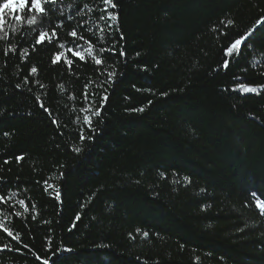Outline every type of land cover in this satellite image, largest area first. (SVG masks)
Instances as JSON below:
<instances>
[{
	"label": "trees",
	"instance_id": "1",
	"mask_svg": "<svg viewBox=\"0 0 264 264\" xmlns=\"http://www.w3.org/2000/svg\"><path fill=\"white\" fill-rule=\"evenodd\" d=\"M112 4L0 31V264H264V0Z\"/></svg>",
	"mask_w": 264,
	"mask_h": 264
},
{
	"label": "snow or ice",
	"instance_id": "2",
	"mask_svg": "<svg viewBox=\"0 0 264 264\" xmlns=\"http://www.w3.org/2000/svg\"><path fill=\"white\" fill-rule=\"evenodd\" d=\"M103 3L105 6H111V7H115L114 4H112V0H103ZM30 4V8L28 7V5ZM28 8L29 12H36L39 14H43L45 13L46 9L45 7L42 5V0H5V2L0 5V23L3 22V18H4V13L7 10L8 12H21L23 13L25 11V9ZM104 12H107V7H105ZM101 16H103V13H101ZM22 17L20 16H16L15 19L20 20ZM110 19H116L115 16H110ZM35 22V16H33L31 18V20L29 21V23H34ZM261 24V31H264V21L260 22ZM46 33H40L39 35V39H38V43H43L46 39ZM71 35L73 37L77 36V33L75 31L71 32ZM252 33H248L245 36H241L239 38H236L228 48L225 49V55L227 57H235V55L237 53L234 52V50L238 49V46H243L244 48L249 47V39L252 36ZM89 51H91V49L89 48ZM70 54L73 55L74 57L78 58L79 60L83 61L84 60V56L82 55V53L80 51H72L70 50ZM121 55L123 56L124 53L121 52ZM55 60L57 62H62L64 60V57H62L59 53L56 54ZM73 61L72 60H68L67 64L68 65H72ZM95 63L97 65L102 64L101 60H96ZM229 64V60L225 59L223 62V67L227 68ZM37 71L36 68H32L31 72L35 73ZM234 91H243V92H250V93H255L257 92V88L256 87H245L243 84L240 85L239 89H233ZM102 100L107 101V95L102 97ZM41 107H43V105H41ZM100 108L103 109L104 105L101 104ZM137 111H143L142 108L140 109H136ZM95 115L97 117H99L101 115V112L98 110ZM85 122L88 124V126L91 128V118L90 117H85ZM92 131L94 132L95 129L92 128ZM7 135V134H5ZM81 139H84V135L83 133H81L80 135ZM92 137H88V139H91ZM253 198H256V193L253 192L252 193ZM0 200H2V197H0ZM258 206L264 208V205H259L258 202ZM76 219H79V217H76ZM5 232H8L7 228L4 229ZM8 235L11 236L12 233L8 232ZM145 235H147V233H145ZM43 264H49V262L47 260H44ZM52 264H55V261L52 262Z\"/></svg>",
	"mask_w": 264,
	"mask_h": 264
},
{
	"label": "rangeland",
	"instance_id": "3",
	"mask_svg": "<svg viewBox=\"0 0 264 264\" xmlns=\"http://www.w3.org/2000/svg\"><path fill=\"white\" fill-rule=\"evenodd\" d=\"M0 5H1V3H0ZM9 16H10V15H9V12L6 10L5 13H4L3 22L0 23V31L5 30V28H6V24L8 23V20H9ZM259 205H262V204H259ZM259 208H260L262 211H264V208H262V207H260V206H259Z\"/></svg>",
	"mask_w": 264,
	"mask_h": 264
}]
</instances>
